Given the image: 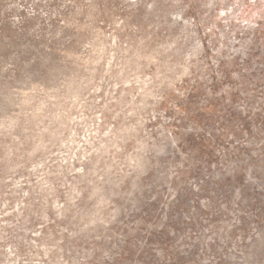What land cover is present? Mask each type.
Returning <instances> with one entry per match:
<instances>
[{"label": "rangeland", "instance_id": "obj_1", "mask_svg": "<svg viewBox=\"0 0 264 264\" xmlns=\"http://www.w3.org/2000/svg\"><path fill=\"white\" fill-rule=\"evenodd\" d=\"M0 264H264V0H0Z\"/></svg>", "mask_w": 264, "mask_h": 264}]
</instances>
